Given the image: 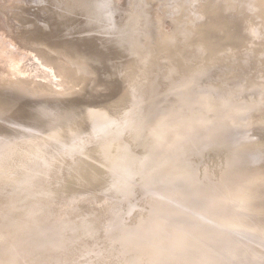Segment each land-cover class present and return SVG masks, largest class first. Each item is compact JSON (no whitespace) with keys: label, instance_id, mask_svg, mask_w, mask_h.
I'll use <instances>...</instances> for the list:
<instances>
[{"label":"rangeland","instance_id":"1","mask_svg":"<svg viewBox=\"0 0 264 264\" xmlns=\"http://www.w3.org/2000/svg\"><path fill=\"white\" fill-rule=\"evenodd\" d=\"M198 3L0 0V264H264V32Z\"/></svg>","mask_w":264,"mask_h":264},{"label":"bare ground","instance_id":"2","mask_svg":"<svg viewBox=\"0 0 264 264\" xmlns=\"http://www.w3.org/2000/svg\"><path fill=\"white\" fill-rule=\"evenodd\" d=\"M199 3H205V6H207V7H214V6H216V5H222L223 4V6H224V4H225V6L227 7L226 9H228V11L230 12V13H232V14H234V15H237V16H239L240 15V9H238V7H236L235 8V5L237 4V2L238 1H240V0H197ZM248 1V3H249V7H250V13H251V15L252 16H254L253 18H255L256 19V21L260 24V26H261V29L263 30V32H264V0H247ZM199 3H198V5H199ZM195 5V4H194ZM201 5V4H200ZM239 5V4H238ZM204 6V5H203ZM204 6V7H205ZM202 7V6H201ZM200 7H199V11H200ZM204 9V8H203ZM211 10V9H210ZM198 11V10H197ZM196 11V12H197ZM208 11V10H207ZM203 12V11H202ZM216 12V11H215ZM244 13V12H243ZM246 14V13H245ZM201 15V14H200ZM250 15V14H249ZM242 16V15H241ZM240 16V17H241ZM247 16V15H246ZM206 17H207V14H206ZM209 18V17H208ZM214 18V17H213ZM216 20V19H215ZM244 20V19H243ZM255 21V20H254ZM254 25V24H253ZM259 29H260V27H259ZM264 37V36H263ZM263 47V46H262ZM36 49V48H35ZM42 50V49H41ZM262 50V49H261ZM260 50V51H261ZM259 51V52H260ZM39 52V51H38ZM50 52V51H49ZM261 53V55H264V51L262 52H260ZM48 58H49V61L51 62V64H52V66H56V62H57V60H58V58H57V56H55V55H53V54H51V53H47V55H46ZM35 57V56H34ZM33 57V58H34ZM35 59V58H34ZM41 59H42V57H41ZM69 60V59H68ZM68 60H66V61H68ZM62 61V60H61ZM42 63H44V62H42ZM60 63V62H59ZM73 63V62H72ZM61 64V63H60ZM59 65V64H58ZM46 66V65H45ZM48 66V65H47ZM50 66V65H49ZM60 66V65H59ZM49 68V70H50V67H48ZM59 69H60V71L62 72H60L61 73V77H60V87H62V90L64 91V90H66L67 92H68V90L69 91H72V93H74L73 92V90L75 89H77V88H79L81 85H83L84 83H86V80H87V78L89 77L88 75H87V73L86 72H84V70L82 69V68H80L79 66H74V65H71V64H63V65H61V67H58ZM48 70V71H49ZM54 72V71H53ZM59 72V71H58ZM55 73H56V71H55ZM54 74V73H53ZM57 74V73H56ZM25 75V74H24ZM56 76V75H55ZM25 77V76H24ZM59 77V76H58ZM18 78V77H17ZM54 78V77H53ZM57 79V78H56ZM12 80V79H11ZM15 80V79H14ZM25 80V79H24ZM55 80V79H54ZM17 81V80H16ZM23 81V80H22ZM20 82V81H19ZM26 82V81H25ZM12 83V82H11ZM23 83V82H22ZM10 84V83H9ZM20 84H21V82H20ZM20 84H18L17 86H19ZM25 84V83H24ZM23 84V85H24ZM33 84V83H32ZM8 85V84H7ZM14 85V83L11 85V87ZM55 85V84H54ZM57 85H59V84H57ZM15 86H16V84H15ZM14 86V87H15ZM17 86H16V89L18 90V88H17ZM32 86V85H31ZM22 86H20V88H21ZM27 86L25 85V88H26ZM33 87V86H32ZM48 87V86H47ZM59 87V86H58ZM13 88V87H12ZM23 88V87H22ZM15 89V90H16ZM27 89H29V88H27ZM30 89H32V88H30ZM60 89V88H59ZM81 89H83V88H81ZM16 90V91H17ZM23 90V89H22ZM36 90V89H35ZM79 90H80V88H79ZM42 91V90H41ZM47 91V90H46ZM51 91H53V90H51ZM51 91H50V93H51ZM78 91V90H77ZM27 92H28V90H27ZM66 92V93H67ZM26 93V91L24 92V94ZM65 93V94H66ZM71 93V92H70ZM69 93V94H70ZM39 94V93H38ZM38 94H36L37 95V97H40L43 93H41V95H39L38 96ZM45 94V93H44ZM49 94V93H48ZM54 94V93H53ZM59 94V93H58ZM58 94H56V95H58ZM61 94V93H60ZM30 95V94H29ZM33 95V94H32ZM46 95V94H45ZM68 95V94H67ZM42 96H44V95H42ZM41 96V97H42ZM50 96V95H49Z\"/></svg>","mask_w":264,"mask_h":264},{"label":"water","instance_id":"3","mask_svg":"<svg viewBox=\"0 0 264 264\" xmlns=\"http://www.w3.org/2000/svg\"><path fill=\"white\" fill-rule=\"evenodd\" d=\"M196 14H197V13H196ZM196 16H197V15H196ZM244 16L246 17V15H244ZM242 20H243V19H242ZM244 20H245V19H244ZM245 23H246V22L244 21V24H245ZM250 26H251V24H250V25L247 24V26H245V29H244L243 32H242L243 35H245V38L248 39V40H249V34H250V32H251L250 29H252ZM249 27H250V29H249ZM256 43H257V44H258V43L261 44V42H259V41H257ZM261 45H262V44H261ZM257 47H259V46H257ZM254 53L256 54L255 51H253V54H254ZM52 95H54V94H52ZM43 97H45V96H43Z\"/></svg>","mask_w":264,"mask_h":264}]
</instances>
